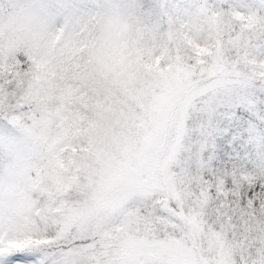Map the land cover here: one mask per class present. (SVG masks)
Here are the masks:
<instances>
[{"label":"snow or ice","instance_id":"obj_1","mask_svg":"<svg viewBox=\"0 0 264 264\" xmlns=\"http://www.w3.org/2000/svg\"><path fill=\"white\" fill-rule=\"evenodd\" d=\"M0 264H264V0H0Z\"/></svg>","mask_w":264,"mask_h":264}]
</instances>
